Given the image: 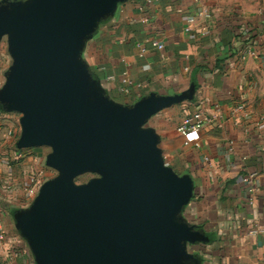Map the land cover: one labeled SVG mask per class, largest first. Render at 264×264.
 <instances>
[{
    "label": "water",
    "instance_id": "obj_1",
    "mask_svg": "<svg viewBox=\"0 0 264 264\" xmlns=\"http://www.w3.org/2000/svg\"><path fill=\"white\" fill-rule=\"evenodd\" d=\"M128 0L0 2V41L12 64L0 106L21 113L19 149L49 146L45 181L15 227L35 264H193L188 244L205 235L183 216L194 181L166 163L147 121L191 100L151 92L131 105L111 99L82 57L99 24ZM86 171L100 176L76 184Z\"/></svg>",
    "mask_w": 264,
    "mask_h": 264
},
{
    "label": "crops",
    "instance_id": "obj_2",
    "mask_svg": "<svg viewBox=\"0 0 264 264\" xmlns=\"http://www.w3.org/2000/svg\"><path fill=\"white\" fill-rule=\"evenodd\" d=\"M143 1L121 3L87 40L82 57L109 97L125 105L151 92L177 94L195 87L193 99L146 123L160 136L166 163L194 181L183 216L205 239L189 243L188 252L193 264H264V0H159L141 12ZM202 4L212 9L213 22L204 34L198 24L187 31V17ZM151 41L165 46L158 49ZM10 61L8 48L0 46V86ZM124 77L131 81L129 92L121 89ZM195 110L204 112L205 123L184 146L178 126ZM11 113L0 106V208L7 232L0 248L7 258L17 257L13 247L23 245L21 258L31 264L22 240L10 233V219L31 205L45 181L29 183L37 172L19 180L13 176L33 147H17L21 130L12 126ZM243 174L253 175L254 202Z\"/></svg>",
    "mask_w": 264,
    "mask_h": 264
},
{
    "label": "built area",
    "instance_id": "obj_3",
    "mask_svg": "<svg viewBox=\"0 0 264 264\" xmlns=\"http://www.w3.org/2000/svg\"><path fill=\"white\" fill-rule=\"evenodd\" d=\"M159 0H144L143 3H140L138 5L139 11L143 12L144 7L147 4H153L158 2ZM197 3H199L201 0H193ZM142 22H145V18L141 19ZM200 20V23H198ZM214 20L212 9L205 4H202L200 8L194 13L190 14L186 19V30L189 31L193 27H195L197 24L200 27L202 33L204 34L205 30H207L211 23ZM151 46L156 47L158 49H163L165 44L163 42L159 41H151ZM126 75V72H125ZM123 85H122V91L129 92L128 85L130 84V79L124 77L123 78ZM205 123V115L202 110H195L191 113H187L183 120L180 122L178 126L179 133L184 137L183 145L189 146L191 145V141L188 138L190 134L195 133L199 131ZM194 145L199 148L201 147L199 142H194ZM43 171H40L39 173H35L33 176L29 178V183H35L37 179L42 178ZM241 182L245 183L248 186V191L250 194V202L255 201V195L257 192V187L253 183V175L252 174H243L241 177ZM1 185V184H0ZM0 196H1V186H0ZM4 211L0 208V243L5 242L7 240V232L4 227ZM5 258V261H7L6 253L2 252ZM264 261V259H263ZM13 264V263H10Z\"/></svg>",
    "mask_w": 264,
    "mask_h": 264
},
{
    "label": "rangeland",
    "instance_id": "obj_4",
    "mask_svg": "<svg viewBox=\"0 0 264 264\" xmlns=\"http://www.w3.org/2000/svg\"><path fill=\"white\" fill-rule=\"evenodd\" d=\"M2 0H0L1 2ZM9 2H14V3H27L30 0H8ZM0 46H4V48H8V43H7V36L3 37L2 41H0ZM7 46V47H5ZM10 66L12 64V58L10 56ZM4 84V83H3ZM2 86V85H1ZM0 86V87H1ZM181 111L183 112V110L181 109ZM12 117L10 118V121L12 122V126L15 128H18V130H21V126H20V117H21V113L18 112H12L10 114ZM19 139V138H18ZM31 153H28L26 157H21L20 161H22V164L18 165L16 164V162H14L12 164V166H14V164H16L14 166V168L16 169L13 172V176L15 177V179H24L25 176L29 175L31 172H37L39 173L40 171H43V176H42V180L43 181H47L49 179L55 178L59 175V172L54 169L49 167L46 164V158L47 155L52 151L51 147L49 146H40V147H33V149H30ZM168 161V160H166ZM4 176H7L6 173H3ZM100 175L97 172H93V171H86L83 172L81 174H78L74 177V182L76 184H84V183H88L90 182L92 179L99 177ZM32 203V202H31ZM12 220V221H11ZM14 223L13 219H10V228H11V232L15 237H18L22 240V244H24V246H26L25 248L27 249L28 254H31L30 257L28 258V261H32L31 264H35L34 261V257L33 254L26 242V240L24 238H22V236L20 235L19 231L17 230V228L15 227V225H12ZM13 245V243H12ZM14 250H17L18 252V256H10L8 257L7 261H5L4 255L2 253V249L0 248V264H10V263H15V261H18V263H23L24 261L21 258V254H23L24 250H23V245H16L13 247ZM27 253H24V256H29ZM17 263V264H18ZM16 264V263H15ZM25 264H27V262H25Z\"/></svg>",
    "mask_w": 264,
    "mask_h": 264
}]
</instances>
